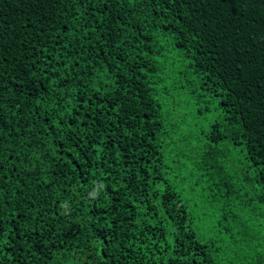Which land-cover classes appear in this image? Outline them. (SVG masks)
<instances>
[{"label":"trees","instance_id":"trees-1","mask_svg":"<svg viewBox=\"0 0 264 264\" xmlns=\"http://www.w3.org/2000/svg\"><path fill=\"white\" fill-rule=\"evenodd\" d=\"M0 264H264V0H0Z\"/></svg>","mask_w":264,"mask_h":264},{"label":"rangeland","instance_id":"rangeland-1","mask_svg":"<svg viewBox=\"0 0 264 264\" xmlns=\"http://www.w3.org/2000/svg\"><path fill=\"white\" fill-rule=\"evenodd\" d=\"M204 125H205V123L204 124L202 123V126H204Z\"/></svg>","mask_w":264,"mask_h":264}]
</instances>
